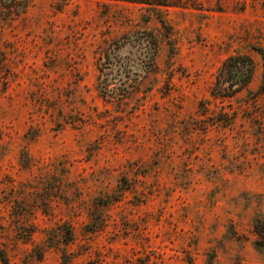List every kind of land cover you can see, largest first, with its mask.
Returning <instances> with one entry per match:
<instances>
[{
    "label": "rangeland",
    "instance_id": "rangeland-1",
    "mask_svg": "<svg viewBox=\"0 0 264 264\" xmlns=\"http://www.w3.org/2000/svg\"><path fill=\"white\" fill-rule=\"evenodd\" d=\"M142 6L0 0L8 264H264L253 229L255 219L264 227V70L255 50H264V0L161 6L171 33L157 68L129 95L102 97V49L133 29L164 33L153 16L141 18ZM234 53L253 58L252 79L214 98L216 72Z\"/></svg>",
    "mask_w": 264,
    "mask_h": 264
},
{
    "label": "trees",
    "instance_id": "trees-1",
    "mask_svg": "<svg viewBox=\"0 0 264 264\" xmlns=\"http://www.w3.org/2000/svg\"><path fill=\"white\" fill-rule=\"evenodd\" d=\"M142 4L146 13L141 14L144 21L153 16L164 30L159 36L149 28H137L122 33L118 38L110 41L98 58V84L97 88L102 97L115 94L117 98L129 95L139 88L141 81L157 68V58L160 53L162 41H169L170 26L162 17L161 6L180 5L181 0H115ZM165 40H164V39ZM169 45V42H167ZM122 49L125 51L122 52ZM260 55L264 70V50L256 47ZM255 69L253 58L247 53H234L227 56L219 66L215 81L210 89L214 98L230 97L245 88L251 81ZM110 76V77H109ZM113 76V77H111ZM115 76H118L115 78ZM118 80L117 87L109 88L110 79ZM114 97V96H111ZM259 219L253 222L255 233L261 238L260 245L264 243V227H260ZM69 232V230H68ZM1 264H8L6 255L0 249Z\"/></svg>",
    "mask_w": 264,
    "mask_h": 264
}]
</instances>
